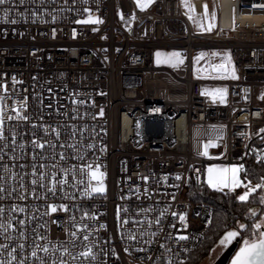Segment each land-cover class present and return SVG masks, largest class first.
Segmentation results:
<instances>
[{"label": "built area", "instance_id": "built-area-1", "mask_svg": "<svg viewBox=\"0 0 264 264\" xmlns=\"http://www.w3.org/2000/svg\"><path fill=\"white\" fill-rule=\"evenodd\" d=\"M203 1L193 0L200 12ZM214 2L216 22L210 32L194 30L180 0H154L143 10L134 0H44L43 5L26 0L29 7L49 10L43 14L46 23L13 14L10 19L18 22L12 24L0 12V95L7 114L14 115L11 106L27 97L28 115L43 114L53 127L75 122L85 129L84 143L95 145L87 149L85 162L99 163L106 173L105 192L78 196L74 210L77 221L81 210L96 214L95 220L85 222L95 229L90 240L97 242V251L108 253L98 256V264H167L169 255L179 264L203 245L212 206L194 201L190 189L206 183L207 161L200 154L206 140L224 147L227 163H243L250 154L257 156V149L264 156V147L253 143L264 136L259 131L264 128V100L259 98L264 92V0ZM86 8L103 22L76 23L87 18ZM158 48L183 51L187 61L179 67L157 65ZM214 49L230 51L237 78L194 76V54L209 55ZM225 87L227 103L202 94L203 89ZM101 108L103 116L98 115ZM17 124L25 137L30 135L31 125L15 120H6V134ZM241 191L223 190L235 197ZM139 209H151L146 215L153 221L161 219V225L153 223L151 229L146 222L141 225L145 232H157L156 237L139 236L136 221L145 215ZM172 212L186 213L188 226ZM125 215L130 220L122 226ZM45 219L50 239H64L68 214L57 212ZM129 232L136 233L137 240H129ZM179 235L188 239L181 241ZM147 239L153 242L144 243ZM76 243L82 251V238Z\"/></svg>", "mask_w": 264, "mask_h": 264}, {"label": "snow or ice", "instance_id": "snow-or-ice-1", "mask_svg": "<svg viewBox=\"0 0 264 264\" xmlns=\"http://www.w3.org/2000/svg\"><path fill=\"white\" fill-rule=\"evenodd\" d=\"M35 2V0H33ZM154 0H136V5L141 10L147 8ZM43 5L44 0H40ZM184 7L188 9L186 15L193 23L204 32H210L215 27V16L209 19L207 24L203 23V19L197 21L194 19V5L189 4V0H182ZM24 6V10H20L17 6ZM260 7H264L261 5ZM47 8H43L41 12L27 6L26 0H0V12L2 18L12 24L17 23L16 19H10L15 14L20 19H27L29 16L34 20L39 18L40 22L46 23L43 14L48 13ZM53 11H57L53 9ZM88 13L86 19L77 20L76 23H102L99 17L92 15V10L84 9ZM209 13L207 5H204L202 18H208ZM52 20L57 17L53 15ZM121 14V19H123ZM135 19V14L131 17ZM95 30V29H94ZM55 30H53V33ZM75 32V30H74ZM207 54L201 51L193 59L198 64ZM213 57H220L219 63H208L207 67H195L194 72L197 78L203 73L208 76H231L237 78L235 66L232 61L230 51L213 52ZM157 64H171L173 67H179L184 64L185 57L180 51H160L155 52ZM13 82L16 78L12 77ZM52 90L49 89V92ZM5 92L7 87L5 86ZM227 88L203 89L202 94L210 96L213 101L219 100L220 103H227ZM261 100H264V92L261 93ZM247 99V96L245 97ZM5 97L0 95V264H98V256L108 253L103 249L97 251V242L90 240V236L95 229L89 228V224L85 222V218L95 220L96 214L82 211L79 221H77L74 210L78 207L75 203L80 198L91 197L94 193H104L105 184L104 178L106 173L101 171L99 163L85 162L87 149H94L92 143H84L83 132L84 128L77 127L75 122L69 124L67 122H57L53 127L44 121L43 114L32 117L25 110L29 108L27 97L22 101L15 102L11 106V111L14 115H9L6 112ZM73 103L77 101L73 100ZM84 103V101H79ZM52 107L51 104L48 105ZM77 118H81L77 109ZM59 112V109H57ZM84 115H88L84 113ZM99 116L104 115L103 108L100 109ZM69 120H72L68 113H64ZM13 121L26 122L31 125L30 135L27 137L16 126L5 129V122ZM264 133V128L259 130ZM42 132L43 135L39 133ZM219 137H217L218 139ZM264 139V137H261ZM71 141V142H70ZM30 145V148H29ZM213 145L212 140H208L203 144L204 151L200 154L207 155L208 148ZM7 150V151H6ZM105 150L104 146L100 151ZM258 155L256 159L260 161L262 155L259 150H256ZM5 157L8 162L5 163ZM74 160L75 163L63 166L67 161ZM245 171L243 163L231 165H209L207 169V183L214 189L223 191L227 188L231 192H235L239 188L243 191L236 195L235 199L246 203L249 202L253 194L257 195L258 204L264 206V175L258 178V182L253 184L252 180L245 176L241 179L240 173ZM147 180L148 177H142ZM167 180V177H164ZM177 180L181 176L177 174ZM259 190V191H258ZM78 194V195H77ZM175 199V197H173ZM7 201H13L6 203ZM60 201V202H56ZM41 207L44 208L41 211ZM120 209H117V217H120ZM145 215L141 220L136 221L137 231L139 236L156 237L157 232L142 230L141 225L146 222L147 227L151 229L153 223L160 226L162 221L156 218L155 221L148 218L146 213L151 212V209H139ZM63 212L68 214V226L64 227L66 236L64 239L57 238L55 241L49 236V220L52 214ZM127 213V209H124ZM257 212L261 215L257 218ZM165 212H160L163 217ZM172 216L179 215V219L186 228V213L172 212ZM245 215H250L255 218L254 223H238L237 228L225 231L220 239V244L230 243L237 236H241L240 229L246 230L249 234L243 237V244L233 258L232 264H264V208H248ZM130 217L125 215L121 218L122 226L129 223ZM51 220V223H55ZM100 227H106L101 224ZM175 227V225H171ZM82 238L83 250H77L76 241ZM121 233V239H123ZM129 240H137V234L129 232ZM179 240H187V235H179ZM152 239L144 241L146 244H151ZM161 248L165 245L161 244ZM143 251V249H140ZM124 252H129L125 247ZM166 252L170 253L171 249L166 248ZM112 255H117L113 250ZM152 260V257H147ZM167 264H173L172 256L169 255ZM183 264V261L180 262Z\"/></svg>", "mask_w": 264, "mask_h": 264}, {"label": "trees", "instance_id": "trees-1", "mask_svg": "<svg viewBox=\"0 0 264 264\" xmlns=\"http://www.w3.org/2000/svg\"><path fill=\"white\" fill-rule=\"evenodd\" d=\"M253 143L260 148L264 147V139L260 138ZM243 164L245 166V171L242 172L243 179L247 176L255 184L258 182V178L264 175V156L258 161L255 155L250 154ZM190 196L194 201L209 203L212 206V213L211 221L204 230L205 240L203 245L191 252L188 258L183 261V264H198L206 253L219 242L225 231L237 227L238 223L253 224L255 218L245 215L248 208H264V206L258 204L256 194L250 197L249 202L242 203L235 199L233 193L217 191L210 187L207 182L202 187L192 185ZM260 215L261 213L257 212V218Z\"/></svg>", "mask_w": 264, "mask_h": 264}, {"label": "rangeland", "instance_id": "rangeland-1", "mask_svg": "<svg viewBox=\"0 0 264 264\" xmlns=\"http://www.w3.org/2000/svg\"><path fill=\"white\" fill-rule=\"evenodd\" d=\"M134 1L136 2V0H134ZM189 4L190 5H194V8H195L194 19H196L197 21H200L201 19H203V23L207 24L209 22V19L212 16H215V22H216V8H215L214 0H204L203 3H202V9H203L202 12L197 10V7H196L195 3L193 2V0H189ZM205 4L207 5V9H208V13H209V17L208 18H202V13L204 12V5ZM180 6H181L182 13L189 20V22L193 26L194 30H199L197 25L195 23H193V20L189 19L188 15H186V13L188 12V9H186L184 7V4L182 3V0H180ZM157 50L165 51V52L174 51L172 49L158 48V49L155 50V52ZM175 51H180V50H175ZM225 51H228V50H226V49H214V50H212V52L209 53V55H206L203 60H200L198 64L193 59V74H194V76H197V74L194 72V68L195 67H207L208 63H219L220 62V57H213L212 56L213 52H221V53H223ZM155 52H154V61L156 63ZM180 52L184 55L183 51H180ZM199 53L200 52H196L194 54L193 58L195 56H197ZM184 57H185V61L184 62H186L187 61L186 60V56L184 55ZM233 64H234V62H233ZM157 65H164V66L173 67L171 64H157ZM200 76H207V75L201 73ZM224 76H216V75H214V77H218V78H222ZM207 141L208 140H206L204 143H206ZM207 152H208V154L204 155L205 158H206V161H207L206 162V167H205V170H206V182H207V178H208L207 169H208L209 165H212V164H216V165H231V164L242 163V162H233V163L225 162L224 161V157H225L224 147L219 145V144H217L215 141H213V145L208 148ZM240 177H241V179H243L242 178V172L240 173ZM225 190L229 191L227 188H225L224 191ZM237 190H242L243 191V188H239ZM233 228H235V227H233ZM248 234L249 233L247 231H245L243 233L241 244H243V237L248 236ZM222 251H223V245L219 244V242H218L213 248H211V250L209 252L206 253V255L201 259V261L198 264H213L215 262V260L221 255Z\"/></svg>", "mask_w": 264, "mask_h": 264}, {"label": "water", "instance_id": "water-1", "mask_svg": "<svg viewBox=\"0 0 264 264\" xmlns=\"http://www.w3.org/2000/svg\"><path fill=\"white\" fill-rule=\"evenodd\" d=\"M239 240H240V236H237L230 243H227L226 244L227 248L222 252V254L215 260L213 264H232L234 256L240 249V248H237Z\"/></svg>", "mask_w": 264, "mask_h": 264}, {"label": "flooded vegetation", "instance_id": "flooded-vegetation-1", "mask_svg": "<svg viewBox=\"0 0 264 264\" xmlns=\"http://www.w3.org/2000/svg\"><path fill=\"white\" fill-rule=\"evenodd\" d=\"M235 228H237V227H235ZM232 229H234V228H232ZM242 229H240V231H241ZM246 230H242L241 231V236H240V240H239V242H238V247L237 248H240L241 246H242V244H241V240H242V236H243V233L245 232ZM219 244H220V242H219ZM227 248V246H226V244H224L223 245V251L225 250ZM222 251V252H223ZM222 254V253H221Z\"/></svg>", "mask_w": 264, "mask_h": 264}]
</instances>
